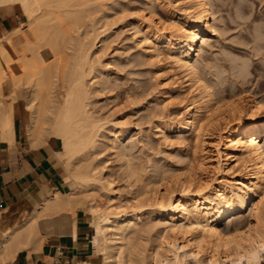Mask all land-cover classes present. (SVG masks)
Masks as SVG:
<instances>
[{"label":"bare ground","instance_id":"obj_1","mask_svg":"<svg viewBox=\"0 0 264 264\" xmlns=\"http://www.w3.org/2000/svg\"><path fill=\"white\" fill-rule=\"evenodd\" d=\"M111 1L112 5L118 4L115 3L116 1ZM178 1L182 10H179L178 14L173 13L171 24L162 27L163 23L159 25L156 21L153 22V17L152 20L148 17L142 35L145 41L149 42L146 46L153 54L152 58L157 56L155 53L158 54L157 57H161L163 53L160 51L164 48L162 50L168 52L173 66L179 68L178 71L187 73L190 78L188 81L192 83L189 85L194 88L196 86L198 99L195 96L193 103L186 106L188 112L176 126L177 133L187 134L188 138L194 137L198 144L202 134L219 132L220 122L224 121L222 124L225 136L218 134L216 141L214 140L217 168L222 175L216 179L217 187L208 183L199 191L195 189V187L199 188V183L196 186L193 182L196 191L193 188L191 191L192 183L185 181L177 192V189L171 190L170 181L168 184L167 182L162 184L164 178L160 180L152 174L156 182L152 190V199L147 197L151 201L148 204L150 210H144L147 204L140 202L144 198L138 200L137 197L132 199L135 202L132 201L133 204L128 210H119L124 207L118 204L121 197L119 199L111 188L112 182L106 177L108 175L105 176L99 171V163H95L92 159L94 154L97 155L96 151H99L96 149L102 136L100 132L103 130L113 132L115 137L113 148L118 150L119 154L122 150L120 144L125 141L126 132L122 129L117 130V124L113 125L115 128L110 127L111 131L107 130L106 124L102 123L106 119L96 116L97 112L92 107V100L96 95L99 96L107 91L109 93L118 91L120 85L116 84L119 77L112 81L106 78L109 77L105 75V66L108 64L103 70L96 69L100 62L98 53L108 46L104 45L111 43L107 42V38H103L102 34H105V31L103 30L102 33L100 29L102 30V25L106 26L103 21L107 23L110 18L109 21L112 23L114 16L112 15V18L105 16L103 19L107 17V20L103 21L98 19V14L101 16L104 13V0H0V24L4 25L5 20L16 9L27 18V21H22L20 26L12 30H0V142L6 143L9 149L15 148L18 139L17 105L23 101L27 138L35 143L45 144L50 137L61 140V152L56 153L55 156L67 171L64 180L66 191H56L52 197L41 202L23 223L8 229L3 234L0 264L12 262L21 250H27L31 254L33 251L43 249L44 244L53 234L69 233L76 237L78 211L83 213L85 221L91 227L90 242L93 257L99 259L100 264H262L264 260V101L255 98L254 94L246 95L240 92L233 96L231 103L224 104V100L227 99L224 94L227 91L224 87L223 92L219 91V93L225 96L222 94L221 97L216 96L215 86L211 90L209 87L211 84L207 85L205 79H202L199 69L201 66L199 67L198 63L200 51L208 44L206 40L219 28L215 16L213 17L214 12L211 11L214 8H212L213 4L209 0ZM107 4L108 2L105 6H108L109 10L105 11L114 14L112 9L115 8L111 5L110 10ZM152 4L153 1L150 3L151 6L147 7L149 10L151 8V11ZM118 9L119 7L116 10ZM126 17L128 18L127 15ZM212 17L213 23H211ZM99 20L102 21V25L100 24L98 28ZM111 23H107L108 32ZM200 43L201 47H199ZM100 44L103 46H99ZM149 56L151 57L150 54ZM97 63L98 66L95 67ZM140 63L139 60L133 65L138 67ZM119 67L122 71L123 66ZM116 70L119 72L118 69ZM221 80L222 77L220 83ZM218 83L216 88L219 89L221 85ZM147 84L146 86L150 85L149 82ZM173 86L170 87L171 91H168L169 87L167 89L170 98L175 94L172 91L185 88L180 87V84L177 85L178 87ZM150 90L151 85L142 92L137 90L138 92L131 93L126 90L121 94H125L128 103L131 97L135 100V98L140 99L139 96L141 99L144 95L149 96ZM226 94L228 96V93ZM117 95L120 94L117 93L112 98L115 99ZM150 113L148 115L152 119ZM242 116L246 118L245 122H241ZM231 118L234 121L238 118L241 123L232 127ZM104 131L102 133H105ZM103 137L106 138L107 135ZM203 142L204 156L209 161L213 158L209 159L210 150L207 147L213 146L214 142ZM241 163L245 171L243 175L237 173L230 177L229 166L231 164H234V167L241 166ZM132 167L128 165L126 176L134 178L137 186L139 184L140 187L139 182L141 177L145 176V172L143 170V174H140V171ZM147 179H145L146 185L150 177ZM157 180L161 185H156L159 183ZM211 186L214 188L209 194H205L204 190L208 191ZM160 187H163V192ZM142 193L148 194V189L147 192L142 191ZM61 214L63 215L59 216Z\"/></svg>","mask_w":264,"mask_h":264},{"label":"rangeland","instance_id":"obj_2","mask_svg":"<svg viewBox=\"0 0 264 264\" xmlns=\"http://www.w3.org/2000/svg\"><path fill=\"white\" fill-rule=\"evenodd\" d=\"M109 1L110 3L112 2L111 0ZM109 1L104 0V3L106 5V2H108L107 5H109L111 10L112 3L110 4ZM152 1L154 5L152 4L151 11V8L149 10L147 7L151 6L150 3H152ZM152 1L150 0L148 2V0H113V2H115L116 4L118 3L116 5L117 7L115 6V4H113L115 7L112 5V7L115 8L112 9V11L115 12L114 14L112 12L105 11L109 10L108 6L105 5L103 6L104 13L102 11L103 14H101V16L100 14H98V19L102 21L107 20V17H111L113 15L114 21L112 19L111 23V21H109L110 18H108L107 20V23H111V25L109 24V26L111 27H109L110 34L107 30L108 24L103 21L106 24V26L103 27L104 25L101 24L102 21H98V23H100L97 24V27L99 28L100 24L102 25V30L100 29V32H102L103 30L105 31V34L102 32L103 38H107V42L109 41V43H111H107L106 45H104H108L106 48L104 47L105 51L103 49L101 53H98L99 56L97 55V57L100 58V62L99 67L96 69L103 70L104 66L108 64L107 66H105V75L109 77L106 78H110L108 80L112 81L119 77L118 81H116L117 83H115L117 85H120L118 87L119 92L114 91L109 93L107 91L103 94H99V96L96 95L97 97L93 95V98L95 96V101L92 100V107L93 109L95 108L94 111L99 114L98 115L96 113V116H100L104 120L106 119L102 123L106 124L107 130H109L110 127L113 128L117 124L121 128L117 126L116 129H122L126 133L125 141L120 144V148L122 150L120 149L121 152L119 154V151L113 148L112 143L113 140H115V137L113 136V132L111 131V129L109 131H111L112 133L105 132L102 129L105 133H102L103 131L101 130L102 132H100V134H102V136L99 138V146H97L96 149L99 151H96L97 155L94 154L92 159L95 163H99V171L105 174V176L106 174L108 175L106 177L112 182L111 188L114 189L119 199L121 197V203L118 202V204L124 207L120 208L119 210H128V208L131 207V205L135 202L132 200L134 197H137L138 200L144 198V200H140V202L147 204L144 210H150L148 204H150L151 201L150 199H147V197L151 199L153 197L152 190L153 188H155L154 183L156 182V180L152 178L154 174L160 180L164 178V181H161L162 184H164L165 182H167L168 184V182L170 181L169 186L171 187L172 185L171 190L173 189L175 191L177 189V192L180 190L179 188L182 182L185 181L187 183H192V186L190 187L191 191V188L194 189L195 187L194 183H196V186L197 183H199V188L195 187V189L199 191L202 190V188L204 189V187H206L208 183H212V186L217 187L218 185L216 184V179L220 178L222 175L217 168V156L215 153L216 151L214 147V140L216 141L218 134L222 135L223 137L225 136L224 125L222 124L224 121L220 122L219 132L208 135L204 132L205 135L202 134V138L200 140V142H202H199L198 144H196L194 137L188 138L187 134L180 135V133H177L176 126H178V124H180V122L187 115L188 109L186 108V106L193 103V100H195L196 98L195 96H197L198 99V93L195 90L196 86L194 88V86L191 87L192 85H189L192 83L188 81L190 78L187 73H185L184 71H178L179 68H175V66H173V63H171V57L169 56L168 52L166 50H162L164 48H161L160 51L163 54L159 52V54H161V57H157L158 54L155 53V55L157 56H154L152 58L153 54L148 50V46H146V43H148L149 45V42L145 41V38L142 34H144V25L148 23V17L150 20H152L153 17V22L156 21L157 23H159V25H162V23L164 25L166 22L165 26L162 25V27H166L168 26V23L172 22L171 20L174 16L173 13L178 14L179 10H182L180 9L182 7L179 3L180 1L178 0H156V2L155 0ZM209 1H211L210 3L213 4L212 8H214L211 11L215 14H213V17L215 16V21L217 22L219 28L216 29L217 32H215V34L211 38L206 40L208 44L204 47V49L200 51L201 54L199 58L201 60L197 58L199 59V67L201 66L199 69L201 76H203L202 79H205L204 82H207V85L211 84L209 85V87H211V90H213L215 86V89L218 90L215 91L214 89V93L216 92V96L218 95L217 97H221L224 94L226 95L224 96L228 100L225 99L224 104H227V102L231 103L234 99L233 96L240 94V92H244L246 93V95L254 94L255 98L264 101V0ZM165 2L167 6L165 5ZM168 2L169 4H171L169 5ZM147 4L148 6H146ZM119 5H122L121 7L123 10L126 8L124 10L125 13L124 11H122ZM104 7H106V9ZM118 7L120 10H116ZM152 12H154L153 15H150V13ZM99 13H101V11ZM126 15L128 16V18L126 17ZM105 16H107L106 19H103V17L105 18ZM213 17L211 18V23L214 22ZM117 18L120 19V22L117 20ZM22 21H27V18L26 16H23L18 9H16V11L5 20L4 25L0 24V30H12L14 27L20 26ZM138 23L142 26H139ZM137 26H139V28H137ZM138 30L141 31V34ZM107 33L108 35H106ZM140 38H142L143 41L142 39L140 40ZM200 45L202 44L200 43L199 47H201ZM99 46L102 47L103 44H100ZM149 54L151 55V57L149 56ZM101 55H103V57H101ZM95 57H93L94 60H96L97 58ZM154 58H157L159 60H155ZM197 59L195 60L197 61ZM132 60L133 64H135L136 62L138 63L139 60L141 63L140 65H138V67H135L132 64V67ZM143 62L145 63L143 64ZM96 65L98 66V63L95 64V67ZM116 65H118V67ZM120 65L123 66L122 71L119 67ZM115 67L119 70V72H117ZM219 77H222L223 79L221 80V83L219 81ZM224 77H226V79H224ZM217 81L221 85L219 86V89L216 88L218 83ZM148 82L151 85L149 96L148 94L144 95L142 99L141 96H139L140 99L135 98V100L131 97L128 99L127 103V97L124 93L121 94V92L126 90H129L131 93L135 91L142 92V90L144 91V89L150 87V85L146 86L148 85ZM173 83H175L174 86ZM179 84L180 87L182 86V88H185L181 89L182 91L180 89L178 91H172L175 94L172 96V98H170L171 96L167 94L169 93L168 91H171L170 87H178ZM223 87L225 88V91H227L226 93H228V96L225 92L224 94L219 93V91L223 92ZM135 88H137L138 91ZM231 92L233 93L231 94ZM117 93L120 94L119 96L117 95L118 98H112V96H115ZM97 98L98 100H96ZM131 104H133L134 106ZM17 109L18 127L20 128L21 133L24 134L25 110L23 101H20V103L17 105ZM96 110H99L101 112ZM148 112H151L150 115H152V119L149 118L150 116L148 115ZM241 118V122H245L246 118L243 116ZM149 119L151 120V122H149ZM231 119L230 122L232 123H230V125H232V127L241 123L238 118L236 119L237 121H234L233 118ZM103 135H107L108 138H104ZM203 141L211 143L214 142L212 144L213 146L207 147L208 150H210V153L208 152V155H210L209 159L213 158L209 161L206 160L204 156L203 148L205 146H203ZM105 145L108 146L109 150L107 149V146L105 147ZM121 156L123 160L121 159ZM128 165H131V167L133 166L132 168L136 169L138 172L140 171V174H143L142 171L144 170L145 176H142L143 179L139 174L141 177V182H139L141 184L140 187L139 184L137 186V182L134 181V178H128L126 176ZM233 167L234 164H231L229 166V168H231V170L229 171V176L236 175L237 173L238 175H243V173L245 172L242 163L241 166L239 165L235 166L234 168ZM157 169L160 171V174ZM121 172H123V175L121 174ZM146 173L148 176L146 175ZM120 174L121 177L119 176ZM146 176L150 177V181L148 182L149 186H147L148 184L146 185V181L149 180V178L147 179ZM123 177H125L126 179L124 180ZM120 178L122 180H120ZM145 179L147 180L145 181ZM157 182L159 183L156 185L159 186L161 182L158 180ZM212 186L208 188V191L204 190L206 192L205 194H209L210 190L214 188ZM147 189L148 194L142 193V191L147 192ZM162 189L163 187H160V190L163 192ZM195 189L194 191H196ZM149 192L151 193L149 194ZM160 192H158L157 194L159 195ZM79 215L83 216V213L79 211ZM26 217L27 216H25L20 223H23Z\"/></svg>","mask_w":264,"mask_h":264},{"label":"crops","instance_id":"obj_3","mask_svg":"<svg viewBox=\"0 0 264 264\" xmlns=\"http://www.w3.org/2000/svg\"><path fill=\"white\" fill-rule=\"evenodd\" d=\"M17 135L14 149L0 142V245L8 229L18 226L25 216L56 191L66 190L67 171L55 156L61 152V140L50 137L46 144L37 142V145L27 138L25 124L24 134L18 127ZM90 233V225L78 211L76 237L69 233L53 234L43 249L31 254L21 250L12 262L6 264H54L58 247L71 264H100V260L93 257Z\"/></svg>","mask_w":264,"mask_h":264},{"label":"built area","instance_id":"obj_4","mask_svg":"<svg viewBox=\"0 0 264 264\" xmlns=\"http://www.w3.org/2000/svg\"><path fill=\"white\" fill-rule=\"evenodd\" d=\"M54 264H71V260L65 258L61 247L57 248L56 255L54 257ZM262 264H264V260L262 261Z\"/></svg>","mask_w":264,"mask_h":264}]
</instances>
